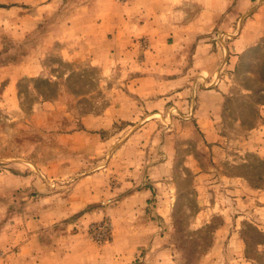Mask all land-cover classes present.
<instances>
[{"label": "rangeland", "instance_id": "374dc122", "mask_svg": "<svg viewBox=\"0 0 264 264\" xmlns=\"http://www.w3.org/2000/svg\"><path fill=\"white\" fill-rule=\"evenodd\" d=\"M145 1L0 0V264H264V0Z\"/></svg>", "mask_w": 264, "mask_h": 264}, {"label": "crops", "instance_id": "0c3cea01", "mask_svg": "<svg viewBox=\"0 0 264 264\" xmlns=\"http://www.w3.org/2000/svg\"><path fill=\"white\" fill-rule=\"evenodd\" d=\"M139 1V0H138ZM132 3L138 4L137 1H133ZM142 3H151L150 0H146L145 2ZM141 2L139 3V5L142 6V9H139L137 14L133 15L130 19L133 20H137L135 21V32L131 33L127 30H122L119 28V25L117 24H111L110 28H105L104 24L102 21H100L98 24H95V26L93 27V31L92 32H86V31H80L78 33H81L82 35H87V38L83 37V40L87 39L88 44L87 46H85L87 49H89L90 47H92L93 44H95V40L97 41H102L104 42V40L106 39V36L109 33L112 34V36L114 37V39H118L119 41L122 39H126L127 36H129L130 34H134L135 36L138 35H143L142 33L146 34V33H151L154 23L156 22V20L159 19V17L161 18L163 14H157L155 11L150 10L149 7L147 9V7H143L144 5ZM146 5V4H145ZM168 18V17H167ZM104 20V19H103ZM105 21V20H104ZM108 25V24H107ZM89 35H91L92 37L89 40ZM121 40V41H122ZM29 238H25V241L23 242V248L25 249L30 241H33L34 238H31V240H28ZM34 242V241H33ZM26 251L28 250H23V253H26Z\"/></svg>", "mask_w": 264, "mask_h": 264}, {"label": "trees", "instance_id": "16d2710c", "mask_svg": "<svg viewBox=\"0 0 264 264\" xmlns=\"http://www.w3.org/2000/svg\"><path fill=\"white\" fill-rule=\"evenodd\" d=\"M260 235H262V234H260ZM262 242L264 243V240H262Z\"/></svg>", "mask_w": 264, "mask_h": 264}]
</instances>
